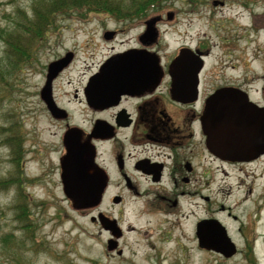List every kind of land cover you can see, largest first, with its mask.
I'll list each match as a JSON object with an SVG mask.
<instances>
[{
  "label": "rangeland",
  "instance_id": "1",
  "mask_svg": "<svg viewBox=\"0 0 264 264\" xmlns=\"http://www.w3.org/2000/svg\"><path fill=\"white\" fill-rule=\"evenodd\" d=\"M34 1L0 0V264H264V158L241 172L210 167L208 176L202 161L201 180L194 181V189L210 200L200 202L194 218L178 217L183 232L138 230L148 219L133 216V205H126L120 215L108 200L89 210H75L65 198L53 172L57 161L53 149L65 122L52 120L38 95L47 67L73 53L74 62L53 84L52 97L73 110L76 124L85 125L87 118L71 96L85 76L84 62H98L135 46L140 24L161 18L159 54H174L187 44L193 48L205 38L212 52L205 68L210 78L206 76L204 83L209 86L214 76L234 84L245 78L257 99L264 83V0H226L223 8H214V0H157L145 14L124 18L87 14L83 9L65 11L49 27L39 28L38 35ZM112 31L119 33L116 40L105 41L103 35ZM35 156L39 161L34 164L30 159ZM21 161H26L25 170ZM39 175L44 180H38ZM182 205L188 208L186 202ZM98 212L116 217L126 229L119 242L121 257L106 251L107 234L90 221ZM197 216L216 217L225 227L236 248L232 258L197 248L191 234ZM131 227L136 232H128ZM182 234L184 250L164 242L183 238Z\"/></svg>",
  "mask_w": 264,
  "mask_h": 264
},
{
  "label": "flooded vegetation",
  "instance_id": "2",
  "mask_svg": "<svg viewBox=\"0 0 264 264\" xmlns=\"http://www.w3.org/2000/svg\"><path fill=\"white\" fill-rule=\"evenodd\" d=\"M226 3V0H214L212 5L214 8H223ZM161 20H146L140 24L142 33L136 37L135 46L111 53L98 62H84L85 76L80 88H76L71 96L74 105L81 107V115L84 114L87 118L85 125L76 124L73 110H68L52 97L53 84L61 81L63 73L74 62L73 53L64 55L69 56L68 63L55 72L50 80L54 111H50L42 98V90L48 81L49 66L44 86L38 95L49 117L56 122H65L58 136L57 146L53 149V153L57 155L56 165L53 167L57 181L61 184L67 145L72 142L81 144L83 152L88 159H92L93 165L105 179L100 204L108 200L112 207L119 208L120 215L126 205H133V216L148 219L147 225L138 227V230L145 229L153 233V229L160 232L168 229L176 234L178 230L183 232L179 218H194L196 208L201 206L200 202L210 200L194 189V181L201 180L202 161L206 164L205 175L208 176L210 167L216 171L221 168L225 172L224 169L229 168L241 172L244 167L264 158V154H261L251 160L233 161L214 153L207 146L202 125L206 102L218 90L235 89L247 96L248 102L257 109L264 110V83L257 99L252 97L250 81L245 78H242L241 84H234L223 78L216 81L217 77L214 76L215 81H210L207 86L204 79L206 76L210 77L209 74L205 75V68L212 52L208 41L199 38L193 48L188 44L182 45L174 54L161 55L157 50ZM130 25H126V28ZM118 35L117 31H112L105 33L103 39L116 40ZM120 43L129 45L126 42ZM182 52L184 56H189L188 66L182 65L186 61V58L180 56ZM61 60L60 57L53 63ZM177 60L180 66L173 65ZM262 79L264 80V76ZM176 80L182 89L178 100L172 97V85ZM68 84H71V80ZM216 113L215 109V115ZM260 144L264 153V141ZM38 158H41L40 154ZM30 161L35 164L39 160L35 156ZM25 163L26 161H21V170H25ZM42 179L39 175L38 180ZM184 202L188 208L182 205ZM212 220L218 222L216 217L197 216L191 224L193 240L200 250L207 251L201 247L199 227ZM90 221L98 223L101 231L107 234L106 251L121 257L119 242L126 229L119 225L120 221L101 212L91 216ZM135 229L131 227L127 231L136 232ZM166 232L167 230L163 234ZM152 233L145 232V235L152 237ZM182 235L183 238L170 237L164 242L172 243L178 250H184L185 245L181 241L185 240V235ZM188 241L192 243L191 239ZM109 245L114 249L109 250ZM207 252L221 256L213 251Z\"/></svg>",
  "mask_w": 264,
  "mask_h": 264
},
{
  "label": "water",
  "instance_id": "3",
  "mask_svg": "<svg viewBox=\"0 0 264 264\" xmlns=\"http://www.w3.org/2000/svg\"><path fill=\"white\" fill-rule=\"evenodd\" d=\"M183 54L182 52L180 56L186 58V61L182 65L188 66L189 56ZM68 61L69 56L49 65L48 81L42 90V98L50 111H54L50 80ZM173 65L181 64H178L177 60ZM177 81L172 85V97L178 100L182 89ZM202 125L207 137V146L218 156L242 161L264 154L260 144L264 141V110L253 106L248 102L247 96L238 90L221 89L213 94L206 102ZM83 150L81 144L76 142L68 144L67 155L62 165L63 194L75 210L97 207L105 189L104 176H101L92 159L90 157L88 159ZM199 235L201 247L205 250L219 253L226 259L235 255V245L227 236L225 228L217 221L202 223ZM108 248L114 249L111 245Z\"/></svg>",
  "mask_w": 264,
  "mask_h": 264
},
{
  "label": "trees",
  "instance_id": "4",
  "mask_svg": "<svg viewBox=\"0 0 264 264\" xmlns=\"http://www.w3.org/2000/svg\"><path fill=\"white\" fill-rule=\"evenodd\" d=\"M115 2V0H35V6L32 8L36 20L34 24L37 27L35 34L38 35L39 28L49 27L51 20L59 13L65 11L69 12L83 9L88 12L87 14H106L109 17L120 18H124L127 15L139 17V15L146 13L147 8H153L154 6L150 5L157 2V0H145V6L141 0H131L128 3L124 0L118 1V3ZM26 30L30 34H34L32 29V33L28 29Z\"/></svg>",
  "mask_w": 264,
  "mask_h": 264
}]
</instances>
